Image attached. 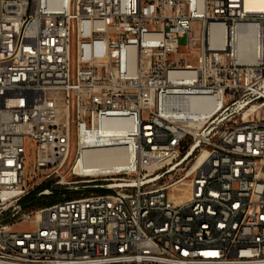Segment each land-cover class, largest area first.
I'll return each instance as SVG.
<instances>
[{"label":"built area","instance_id":"2783aa9c","mask_svg":"<svg viewBox=\"0 0 264 264\" xmlns=\"http://www.w3.org/2000/svg\"><path fill=\"white\" fill-rule=\"evenodd\" d=\"M262 109L244 0H0V264H264ZM117 118L129 164L107 193L23 209L28 157L57 173Z\"/></svg>","mask_w":264,"mask_h":264},{"label":"rangeland","instance_id":"374dc122","mask_svg":"<svg viewBox=\"0 0 264 264\" xmlns=\"http://www.w3.org/2000/svg\"><path fill=\"white\" fill-rule=\"evenodd\" d=\"M193 33L198 36L199 33V24L196 23L192 27ZM178 45L180 47L179 52L183 54L181 58H186V36L179 38ZM180 58V57H179ZM177 58V60H179ZM190 63L193 64L194 60L190 58ZM188 63V62H186ZM48 97L55 101V103L62 108L64 95L61 92L49 93ZM260 117H264V109L259 111ZM63 112H59V116H62ZM126 139H110L103 142H96L91 145H87L81 153V157L78 160H75L76 152V139L73 136L71 149L68 158L66 159L64 165L59 169L57 173H40V174H31L32 173V161L31 158L26 160V171L30 174L28 176L27 186L29 192L33 191L38 186L48 183L52 190H57L62 193L61 197L71 196V198H79L89 196L91 194H97L92 192L93 190H105L106 186L116 182L117 176H80V175H103L112 172L113 170H121L126 162L125 156H117L115 151L118 148H115L110 145L120 146L124 145ZM110 146V147H108ZM95 148V149H90ZM29 151L28 144H26V152ZM184 172V171H183ZM181 172V173H183ZM79 174V175H78ZM178 175V173H177ZM176 175V176H177ZM175 178V176L168 175L164 178L163 183L170 182ZM187 181H184L181 185L176 186L173 189V193L176 195L180 194L181 190L185 188ZM49 188V189H50ZM51 190V189H50ZM53 196L48 195L46 197ZM38 197V196H37ZM21 228H27L28 226L19 225Z\"/></svg>","mask_w":264,"mask_h":264},{"label":"bare ground","instance_id":"6f19581e","mask_svg":"<svg viewBox=\"0 0 264 264\" xmlns=\"http://www.w3.org/2000/svg\"><path fill=\"white\" fill-rule=\"evenodd\" d=\"M245 8L249 12H264V0H244ZM250 38V37H249ZM252 41V39L250 38ZM222 41V36L220 33L214 35L211 37V43L213 45H217L221 43ZM247 43V39L244 38L242 40V45ZM252 45L249 44V48H251ZM243 59L249 60L251 56H247V54L242 56ZM119 119H109L103 123L104 128H106V131L104 132L106 139H103L101 142L110 140V139H126L125 137L127 136L128 129H123L121 128V124H115L118 123ZM99 142V141H98ZM126 143L124 145L120 146H115V145H110L115 148H118L117 151H115V154L118 156H125L126 157V162L124 167L121 170H113L110 173L103 174V175H80V176H115L118 174H121L122 172L126 171L128 169V164H129V156H128V151L127 148L125 147ZM108 146V147H110ZM90 149H95V148H90ZM78 164V161H77ZM79 175V174H78ZM13 204H20V197H13Z\"/></svg>","mask_w":264,"mask_h":264},{"label":"trees","instance_id":"16d2710c","mask_svg":"<svg viewBox=\"0 0 264 264\" xmlns=\"http://www.w3.org/2000/svg\"><path fill=\"white\" fill-rule=\"evenodd\" d=\"M50 185L48 183L42 184L41 186H38L33 191L29 192L28 195L24 198L22 201V207L24 210H31V209H38L42 208L48 205H52L62 199H71V196H65L61 197L62 193L58 192L57 190H52L51 188V194L53 196H39L37 197V194L42 192L45 189H49ZM92 192L97 194L107 193V190H93Z\"/></svg>","mask_w":264,"mask_h":264}]
</instances>
